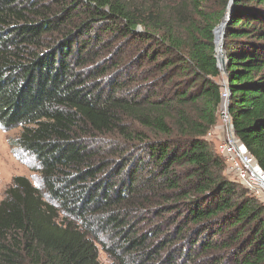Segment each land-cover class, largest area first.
<instances>
[{
  "label": "trees",
  "instance_id": "1",
  "mask_svg": "<svg viewBox=\"0 0 264 264\" xmlns=\"http://www.w3.org/2000/svg\"><path fill=\"white\" fill-rule=\"evenodd\" d=\"M0 0V126L38 164L0 202V264H264V206L207 139L229 90L264 173V0ZM79 221V222H78Z\"/></svg>",
  "mask_w": 264,
  "mask_h": 264
},
{
  "label": "built area",
  "instance_id": "2",
  "mask_svg": "<svg viewBox=\"0 0 264 264\" xmlns=\"http://www.w3.org/2000/svg\"><path fill=\"white\" fill-rule=\"evenodd\" d=\"M230 92L224 89L219 110L220 126L217 131L207 134V139L218 141V152L226 163V173L232 182L241 185L264 206V175L254 157L244 148L235 136L228 112Z\"/></svg>",
  "mask_w": 264,
  "mask_h": 264
},
{
  "label": "rangeland",
  "instance_id": "3",
  "mask_svg": "<svg viewBox=\"0 0 264 264\" xmlns=\"http://www.w3.org/2000/svg\"><path fill=\"white\" fill-rule=\"evenodd\" d=\"M19 135V129L5 131L0 126V202L5 197V191L11 186L14 177H24L33 185H39L38 164L20 148L13 145ZM100 238L105 246L97 245L99 262L101 264H113V259L110 257L111 253L108 250L115 247V241L112 242L109 237L104 235Z\"/></svg>",
  "mask_w": 264,
  "mask_h": 264
},
{
  "label": "water",
  "instance_id": "4",
  "mask_svg": "<svg viewBox=\"0 0 264 264\" xmlns=\"http://www.w3.org/2000/svg\"><path fill=\"white\" fill-rule=\"evenodd\" d=\"M232 11V0H230L229 8L224 16L220 25H218L214 30V42H215V57L217 59L218 68L223 74L226 72L227 58L225 56L224 41H225V28L228 20L230 18ZM262 172V171H261ZM264 175V173L262 172Z\"/></svg>",
  "mask_w": 264,
  "mask_h": 264
}]
</instances>
